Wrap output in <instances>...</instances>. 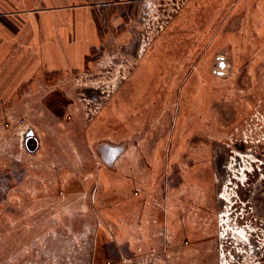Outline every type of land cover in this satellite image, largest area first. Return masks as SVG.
I'll return each instance as SVG.
<instances>
[{"label": "rangeland", "instance_id": "374dc122", "mask_svg": "<svg viewBox=\"0 0 264 264\" xmlns=\"http://www.w3.org/2000/svg\"><path fill=\"white\" fill-rule=\"evenodd\" d=\"M141 2L136 53L0 101V264H264V0Z\"/></svg>", "mask_w": 264, "mask_h": 264}, {"label": "crops", "instance_id": "0c3cea01", "mask_svg": "<svg viewBox=\"0 0 264 264\" xmlns=\"http://www.w3.org/2000/svg\"><path fill=\"white\" fill-rule=\"evenodd\" d=\"M141 1L0 0V101H14L15 107L24 101H45L50 94L54 95L56 85L51 80L56 79L54 76L64 77L61 83L56 82L64 84L69 75L95 67L109 53H136L138 33L135 26L141 13ZM37 105L38 110L41 109ZM18 113L24 115L23 111ZM50 119L53 121L54 117H48L47 123L41 125L49 126ZM91 125L83 126L84 138L80 141L79 137L78 141L75 137L72 141L64 140L68 147L64 145L63 148L66 153L71 150L70 154L67 153L61 162L48 158L46 166L53 169L55 164H93L96 157L90 160L86 156L93 145L90 127L96 124ZM55 148L43 142L40 146L41 151H54ZM114 148L120 147L115 145ZM118 154L109 161L111 168L115 166L112 170H118L121 176L124 167L120 166L122 158L121 153ZM103 171V168L99 170L97 179L103 178ZM68 172L63 169V179ZM79 173L86 172L80 170ZM51 177L48 178L52 183L56 178Z\"/></svg>", "mask_w": 264, "mask_h": 264}, {"label": "water", "instance_id": "95a60500", "mask_svg": "<svg viewBox=\"0 0 264 264\" xmlns=\"http://www.w3.org/2000/svg\"><path fill=\"white\" fill-rule=\"evenodd\" d=\"M117 154H118V153H117V149H116V150H115V153H114V155H113V157L110 158V159H113Z\"/></svg>", "mask_w": 264, "mask_h": 264}, {"label": "bare ground", "instance_id": "6f19581e", "mask_svg": "<svg viewBox=\"0 0 264 264\" xmlns=\"http://www.w3.org/2000/svg\"><path fill=\"white\" fill-rule=\"evenodd\" d=\"M241 149V148H240ZM236 160V159H235ZM240 162V161H239ZM236 164H238V162H236ZM235 165H233V167H234ZM234 176V175H233ZM229 182V181H228ZM255 192V191H254ZM258 192V191H257ZM254 195V194H253ZM256 195V194H255ZM255 248H256V246H255Z\"/></svg>", "mask_w": 264, "mask_h": 264}, {"label": "flooded vegetation", "instance_id": "af4514ba", "mask_svg": "<svg viewBox=\"0 0 264 264\" xmlns=\"http://www.w3.org/2000/svg\"><path fill=\"white\" fill-rule=\"evenodd\" d=\"M180 217H181V214H180Z\"/></svg>", "mask_w": 264, "mask_h": 264}]
</instances>
